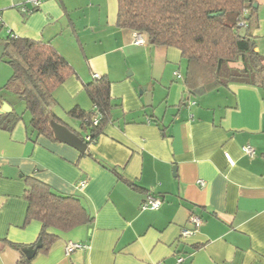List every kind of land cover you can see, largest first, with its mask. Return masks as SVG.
Instances as JSON below:
<instances>
[{
  "label": "crops",
  "instance_id": "0c3cea01",
  "mask_svg": "<svg viewBox=\"0 0 264 264\" xmlns=\"http://www.w3.org/2000/svg\"><path fill=\"white\" fill-rule=\"evenodd\" d=\"M27 1L0 0V39L10 32L42 41L73 68L51 113L81 132L66 113L93 110L84 86L99 75L110 84L111 119L88 154L36 136L29 116L0 129V264H19L15 246L39 238L40 222L26 218L29 178L78 197L93 217L68 232L49 230L57 240L31 264H264V86L191 94L180 51L133 44L134 32L116 25L117 0H43L23 13ZM254 4L252 37L264 63V0ZM9 74L0 64V89ZM147 86L145 105L139 90ZM0 95V109L7 103L21 114L15 95ZM148 193L159 208H142ZM69 242L87 248L66 255Z\"/></svg>",
  "mask_w": 264,
  "mask_h": 264
},
{
  "label": "trees",
  "instance_id": "16d2710c",
  "mask_svg": "<svg viewBox=\"0 0 264 264\" xmlns=\"http://www.w3.org/2000/svg\"><path fill=\"white\" fill-rule=\"evenodd\" d=\"M253 4L254 0H117L116 25L144 35L151 44L178 49L186 65L184 85L191 94L217 91L229 84L264 86V63L255 51L252 37ZM211 14L216 15L210 17ZM242 28L246 29L244 38L240 37ZM0 43L4 46L1 61L12 71L0 92L11 93L24 103L32 133L56 141L50 121L66 124L51 113L57 105L53 93L74 74L73 68L42 41L5 34ZM84 89L93 110L74 107L66 113L79 122L81 132L66 126L88 148L111 119L110 84L104 77L94 78ZM23 115L13 110L0 114V129L11 131ZM27 183L26 218L41 224L38 238L41 247L37 252L48 253L57 240L49 230L68 232L92 223L93 217L78 197L57 194L33 178ZM15 248L22 250L20 246ZM31 261L21 252L19 264H31Z\"/></svg>",
  "mask_w": 264,
  "mask_h": 264
},
{
  "label": "water",
  "instance_id": "95a60500",
  "mask_svg": "<svg viewBox=\"0 0 264 264\" xmlns=\"http://www.w3.org/2000/svg\"><path fill=\"white\" fill-rule=\"evenodd\" d=\"M253 8H256L257 5L253 4ZM216 14H211L210 17L215 16ZM248 18V16L246 17ZM246 34V29L242 28L240 31V37L244 38ZM4 53V46L0 45V59ZM140 95H144V103L147 105V103L151 102V86L143 87L141 90H139ZM11 111V108L7 103H3L0 109V114H6ZM50 128L52 130L54 138L63 144H66L74 149H76L79 153L84 154L87 151V144L86 142L78 137L74 132L69 130V128L64 125L55 122L54 120L50 121ZM41 247V240H37V242L30 247L23 248L22 252L27 260H31L35 254L37 253V250Z\"/></svg>",
  "mask_w": 264,
  "mask_h": 264
},
{
  "label": "built area",
  "instance_id": "2783aa9c",
  "mask_svg": "<svg viewBox=\"0 0 264 264\" xmlns=\"http://www.w3.org/2000/svg\"><path fill=\"white\" fill-rule=\"evenodd\" d=\"M43 0H28L27 3L32 6V9H27L24 6L20 7V10L23 13H31L33 10L37 9ZM1 16H0V26H1ZM11 37H15L12 33L8 32ZM133 44L135 45H145L146 44V37L140 33H134L133 34ZM179 77V74H177ZM94 78L99 79V75H94ZM243 152L248 155V156H253L254 151L250 146H244L242 148ZM227 161L229 164H233L232 159L228 156L225 155ZM81 185H84V183H81ZM200 186H203V182L199 183ZM161 205V200L159 198L153 197L150 193L146 194L144 201L142 202V208L144 209H157ZM190 221L194 223L196 226H199L201 224V220L195 216L190 217ZM192 234L191 230H182L181 231V237H186ZM87 248L85 244L82 243H72L69 242L66 244L64 251L66 255H70L71 253L75 251H79L82 249Z\"/></svg>",
  "mask_w": 264,
  "mask_h": 264
},
{
  "label": "rangeland",
  "instance_id": "374dc122",
  "mask_svg": "<svg viewBox=\"0 0 264 264\" xmlns=\"http://www.w3.org/2000/svg\"><path fill=\"white\" fill-rule=\"evenodd\" d=\"M2 63H0V64H2V66H5L6 68H8V70L10 71V74H9V77L11 76V73H12V71H11V68L5 63V62H3V61H1ZM24 103L21 101H19V106H18V111H20V113H23L24 114V116H28L27 115V113L25 112V110H24Z\"/></svg>",
  "mask_w": 264,
  "mask_h": 264
}]
</instances>
